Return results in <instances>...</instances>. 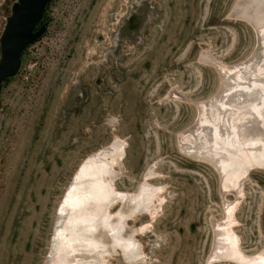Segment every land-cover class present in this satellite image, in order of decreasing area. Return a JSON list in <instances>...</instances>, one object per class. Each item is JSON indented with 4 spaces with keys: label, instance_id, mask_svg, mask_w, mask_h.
Listing matches in <instances>:
<instances>
[{
    "label": "rangeland",
    "instance_id": "1",
    "mask_svg": "<svg viewBox=\"0 0 264 264\" xmlns=\"http://www.w3.org/2000/svg\"><path fill=\"white\" fill-rule=\"evenodd\" d=\"M236 1L0 0V264H243L208 257L231 214L264 254V168L221 185L180 141L257 49ZM72 186L92 196L61 210Z\"/></svg>",
    "mask_w": 264,
    "mask_h": 264
},
{
    "label": "bare ground",
    "instance_id": "2",
    "mask_svg": "<svg viewBox=\"0 0 264 264\" xmlns=\"http://www.w3.org/2000/svg\"><path fill=\"white\" fill-rule=\"evenodd\" d=\"M232 12L255 27L257 49L247 60L220 66L221 84L217 94L200 105L198 103L197 119L183 133L180 141L185 152L219 164L221 185L229 179L240 190L235 185L236 180L244 175L250 165L264 168V0H237ZM202 57L212 59L208 53ZM123 143L116 137L105 149L93 154L92 158H101L109 150H115L118 156L123 157ZM91 196L90 191L77 195L72 186L62 201L61 210L67 205L81 204ZM159 199L157 207L163 205L162 198ZM230 205L228 203L227 209ZM231 216L221 221L213 220L215 228L209 259L264 264V254H244ZM68 242L71 243L70 240ZM68 242L62 244L65 252L75 249ZM94 243L88 241L86 244L91 246Z\"/></svg>",
    "mask_w": 264,
    "mask_h": 264
},
{
    "label": "water",
    "instance_id": "3",
    "mask_svg": "<svg viewBox=\"0 0 264 264\" xmlns=\"http://www.w3.org/2000/svg\"><path fill=\"white\" fill-rule=\"evenodd\" d=\"M4 53H5V55H6V58H5V61L7 62L8 61V59H9V57L11 56V47H10V45H5V48H4ZM12 61V60H11ZM13 64V63H12ZM11 64V66L10 67H12L13 65ZM14 70V68H9V69H5V68H2V70H1V73H3V74H10L12 71Z\"/></svg>",
    "mask_w": 264,
    "mask_h": 264
}]
</instances>
